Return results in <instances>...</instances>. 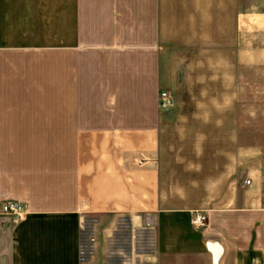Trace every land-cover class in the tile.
<instances>
[{"label":"crops","instance_id":"obj_1","mask_svg":"<svg viewBox=\"0 0 264 264\" xmlns=\"http://www.w3.org/2000/svg\"><path fill=\"white\" fill-rule=\"evenodd\" d=\"M4 200L0 264H264V0H0Z\"/></svg>","mask_w":264,"mask_h":264},{"label":"built area","instance_id":"obj_2","mask_svg":"<svg viewBox=\"0 0 264 264\" xmlns=\"http://www.w3.org/2000/svg\"><path fill=\"white\" fill-rule=\"evenodd\" d=\"M175 105L174 98L168 91H163L159 95V106L163 110H170ZM250 182L247 181L246 184ZM27 214V207L24 203L17 200H4L0 206V215L9 216L14 223L23 221ZM208 221L206 212L196 210L192 214V225L194 227H202Z\"/></svg>","mask_w":264,"mask_h":264},{"label":"rangeland","instance_id":"obj_3","mask_svg":"<svg viewBox=\"0 0 264 264\" xmlns=\"http://www.w3.org/2000/svg\"><path fill=\"white\" fill-rule=\"evenodd\" d=\"M248 84V85H252V82L249 81V82H245V85ZM250 88V87H249ZM254 99H257V98H254ZM263 99V98H261ZM244 104H248L249 102H251V100H253V98L249 95L245 96L244 97ZM6 217H9V216H6ZM85 229L87 230V233H85V263L87 264H91V258H92V252H91V234H90V229H91V224L89 222L88 226L86 227L85 226ZM102 239L103 237L101 236V244L104 243L102 242ZM104 263V258L100 259V264H103Z\"/></svg>","mask_w":264,"mask_h":264},{"label":"water","instance_id":"obj_4","mask_svg":"<svg viewBox=\"0 0 264 264\" xmlns=\"http://www.w3.org/2000/svg\"><path fill=\"white\" fill-rule=\"evenodd\" d=\"M208 248L211 251L212 256H213V264H218V259L222 251L220 244L215 240H210L208 242Z\"/></svg>","mask_w":264,"mask_h":264}]
</instances>
